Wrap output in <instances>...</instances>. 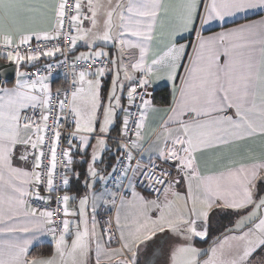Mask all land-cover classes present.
Here are the masks:
<instances>
[{"label": "snow or ice", "instance_id": "obj_1", "mask_svg": "<svg viewBox=\"0 0 264 264\" xmlns=\"http://www.w3.org/2000/svg\"><path fill=\"white\" fill-rule=\"evenodd\" d=\"M0 60V264H264V0H0Z\"/></svg>", "mask_w": 264, "mask_h": 264}, {"label": "crops", "instance_id": "obj_2", "mask_svg": "<svg viewBox=\"0 0 264 264\" xmlns=\"http://www.w3.org/2000/svg\"><path fill=\"white\" fill-rule=\"evenodd\" d=\"M233 25H232V21L231 20H229L228 21V24H227V27H232ZM225 29L224 28H221V27H218V26H213V29H212V32H210V33H206V35L207 34H215V33H218V32H221V31H224ZM191 51H192V49L191 48H189L188 49V52H189V54H191ZM41 63V62H40ZM185 63H187V61H185ZM52 80H53V84H52V88H53V91H55L56 89H59V88H62V84L60 83V81H57L56 79H53L52 78ZM165 88H169L170 89V96H171V91H172V86H171V83L170 82H166V81H158L157 82V84L155 85V93L157 92V91H160V90H162V89H165ZM170 100H171V97H170ZM162 107H167V106H162ZM77 159H79V158H77ZM77 167H79L78 165H77ZM80 171H83V169H80ZM72 191H73V193H75L76 192V187L74 186L73 187V189H72ZM91 212V207L89 206V213ZM102 212L104 213V212H106L107 213V211H105V210H101L100 211V219H101V215H102ZM229 221V219L228 220H223V221H221L220 222V227L221 226H223V225H225V223H227ZM49 242H50V237H47V236H44V237H39L38 238V242L34 245V247H36V246H40V245H44V244H49ZM210 242V241H209ZM33 247V248H34ZM32 248V249H33Z\"/></svg>", "mask_w": 264, "mask_h": 264}, {"label": "trees", "instance_id": "obj_3", "mask_svg": "<svg viewBox=\"0 0 264 264\" xmlns=\"http://www.w3.org/2000/svg\"><path fill=\"white\" fill-rule=\"evenodd\" d=\"M1 81V80H0ZM156 103L161 106H167L170 103V89L165 88L155 93ZM33 253L50 251L49 244L36 246L32 249Z\"/></svg>", "mask_w": 264, "mask_h": 264}, {"label": "built area", "instance_id": "obj_4", "mask_svg": "<svg viewBox=\"0 0 264 264\" xmlns=\"http://www.w3.org/2000/svg\"><path fill=\"white\" fill-rule=\"evenodd\" d=\"M6 61V60H5ZM43 63L44 61H41V66H43ZM68 69V65H64V68L63 69H54L53 70V76L52 78L53 79H56L57 81H60V83L63 85L62 88L65 86V78H64V74L65 72L67 71ZM55 92V91H53ZM49 128H51V121L49 122ZM61 167H63V161L61 160ZM108 215V213L106 212H102V215H101V220H103L104 218H106ZM57 223H59V220H57Z\"/></svg>", "mask_w": 264, "mask_h": 264}, {"label": "water", "instance_id": "obj_5", "mask_svg": "<svg viewBox=\"0 0 264 264\" xmlns=\"http://www.w3.org/2000/svg\"><path fill=\"white\" fill-rule=\"evenodd\" d=\"M10 76H14L13 66L5 60L0 61V80H6Z\"/></svg>", "mask_w": 264, "mask_h": 264}, {"label": "rangeland", "instance_id": "obj_6", "mask_svg": "<svg viewBox=\"0 0 264 264\" xmlns=\"http://www.w3.org/2000/svg\"><path fill=\"white\" fill-rule=\"evenodd\" d=\"M232 219H234V217L230 218L229 221L227 223H225V225L221 226L220 229H218L217 232H215L213 235H218L219 234V230H222L224 226L228 225ZM204 246L206 247L207 245H204Z\"/></svg>", "mask_w": 264, "mask_h": 264}]
</instances>
